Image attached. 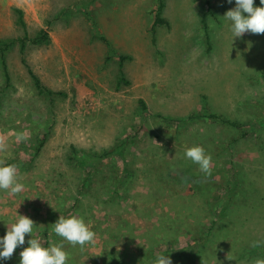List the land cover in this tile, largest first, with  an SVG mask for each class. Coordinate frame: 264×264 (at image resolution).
<instances>
[{"label": "rangeland", "instance_id": "1", "mask_svg": "<svg viewBox=\"0 0 264 264\" xmlns=\"http://www.w3.org/2000/svg\"><path fill=\"white\" fill-rule=\"evenodd\" d=\"M210 1L204 15V0H165L161 15L169 23L152 34L158 0H0V37L41 29L49 36L9 52V83L0 70V137L7 143L0 159L16 162L24 185L15 196L0 190V238L23 215L36 224L27 247L31 238L49 247L62 241L53 224L75 215L96 243L82 250L64 241L68 264H113L111 256L147 264L160 255L172 264L264 259L247 252L264 241V34L233 37L223 16L235 0ZM254 7L264 5L254 0ZM119 54L130 57L122 65L126 82L118 83ZM23 59L53 94L37 91ZM203 111L245 125L199 118ZM45 131L48 140L34 154ZM121 142L123 154L95 169L78 164L81 151ZM196 145L212 156L210 176L184 156ZM233 180L231 207L209 210L206 203L228 202ZM196 238L207 244L195 258L188 249ZM20 253L0 264H20Z\"/></svg>", "mask_w": 264, "mask_h": 264}, {"label": "clouds", "instance_id": "2", "mask_svg": "<svg viewBox=\"0 0 264 264\" xmlns=\"http://www.w3.org/2000/svg\"><path fill=\"white\" fill-rule=\"evenodd\" d=\"M229 3L232 0H228ZM264 5V0H260ZM235 8L227 11L223 16L230 21V30L233 37H242L246 32L264 34V7H254V0H235ZM18 140H26L24 134H18ZM7 143L0 137V152H6ZM185 158L199 166L205 175L212 173V156L206 153L202 146L196 145L187 148ZM18 167L15 164H6L0 159V190L6 191L10 196H15L23 191L24 185L20 182ZM35 222L23 215H19L16 223L12 224L3 238H0V258L10 259L18 246L25 243V235L32 236ZM54 233L62 238L60 243H51L44 247L38 238H31L29 246L20 253V264H68L70 254L64 250V241L72 247L77 245L83 250L86 245H95L96 233L91 230L82 217L75 215L68 218L60 216L53 224ZM264 246V241H254L251 247ZM227 259L231 260L230 257ZM154 264H172L171 258L165 255L157 256ZM254 264H264V259L257 258Z\"/></svg>", "mask_w": 264, "mask_h": 264}, {"label": "trees", "instance_id": "3", "mask_svg": "<svg viewBox=\"0 0 264 264\" xmlns=\"http://www.w3.org/2000/svg\"><path fill=\"white\" fill-rule=\"evenodd\" d=\"M164 1L165 0H158L157 11L155 13L153 24L150 27V31L152 34H154L156 32V28H157L158 24H168L169 23L167 21V19L161 15L162 10L164 8V4H165ZM203 5L205 7L204 15H206L211 10V1L210 0H204ZM15 10L17 11V14H18L17 22L20 25H22L23 27H26L25 19L23 16V10L21 8H18V7H15ZM202 21L206 22L205 17L203 18ZM27 40H30L34 44H39V43L44 42V41H49V36H48V33L44 29H41L33 37H28V35L26 33L23 37H15V38H2V37H0V70H1L2 74L4 75L6 83H9V80H10V74H9V70H8V61H7L8 54L16 46L17 43L20 45L19 49L22 52ZM209 48H210V44H209ZM118 57L120 59V71H119V76H118V83L121 81L126 82L124 70L122 69L123 68L122 65H123L124 60H126V58H129L130 56L119 54ZM23 60H24V64L28 67V72H29V74L33 80V83H34L37 91L40 93H42V92L46 93L47 92L49 94H53L54 92L51 89H49L48 87H46L42 84L38 75L36 73H34V71H32V69L28 66V63L25 61V59H23ZM139 102L141 104V108L143 110H146L147 105L144 102V100L140 99ZM156 115L162 120L171 121L170 117H166V116L159 114V113ZM201 117L209 118V119H212V120L218 121V122H223L225 124H228L229 126H234L237 128H241L243 125H245L244 122H242L238 119L226 117L223 114L216 113V112L203 111L202 113H199V118H201ZM174 120H176V119H174ZM176 121H178V120H176ZM137 131H138V129H137ZM245 132L246 131H244L243 134H246ZM48 137H49V133L47 131H45L41 135L37 136V138H38L37 144L32 147L34 149V150L32 149L34 154H37L40 151L42 146L48 140ZM124 146H125V143L121 142V143H118L112 149H104L101 152H98V151L82 152L81 151V153L77 157L78 158V164L81 167H88L89 168L88 170L93 169V167H92V165H93L94 169H95L96 168L95 166H98L102 160H105V158H108V157L112 158L118 153L123 154ZM73 149L75 151V148H73ZM14 163L16 164V162H14ZM14 163H10V164H14ZM126 169L127 168L125 167V170ZM127 174H128V172L125 171L122 175L123 176L122 179H120V180L125 179ZM227 183H229V181ZM235 186H236V181L233 180L232 185L229 188H227V191H226V195L228 196V202L227 203H206L211 208V209L209 208V210H212L215 212V208L220 206V212H222V214H224L225 211L229 207H231V205L233 204V203H229V202L231 200L230 199L231 193L234 192ZM197 188H198V186H197ZM212 223H216V221L214 220V221H212ZM209 229L210 230L208 231V233L206 235V241L208 242V244L214 240V239H212L213 235H216L214 233V230H213L214 225L209 227ZM207 242H206V244H207ZM205 245L203 246V243H201V241L196 238V241H194V243L192 245H190V248L188 249V254L190 253L193 257L196 258L198 252L200 254V252H202ZM25 247H27L26 242L23 245L18 246L15 249L14 253H20L23 250V248H25ZM0 250H2V249H0ZM170 251L175 253L177 251H180V249L175 250V251L173 249H171ZM247 252L253 253V254H255L256 252H259V253H262L261 255H263L264 254V246L256 247V248H253L250 246L248 248ZM143 254H144V252L142 253V255ZM111 261L113 262V264H147L145 262V260H143V259L139 260V261H132V260H126L125 258H121L120 256H117V257L111 256Z\"/></svg>", "mask_w": 264, "mask_h": 264}]
</instances>
